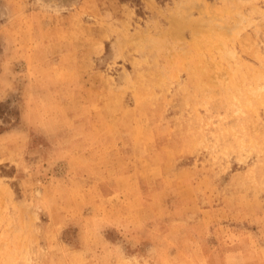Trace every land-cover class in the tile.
Listing matches in <instances>:
<instances>
[{"label":"rangeland","instance_id":"obj_1","mask_svg":"<svg viewBox=\"0 0 264 264\" xmlns=\"http://www.w3.org/2000/svg\"><path fill=\"white\" fill-rule=\"evenodd\" d=\"M0 264H264V0H0Z\"/></svg>","mask_w":264,"mask_h":264}]
</instances>
